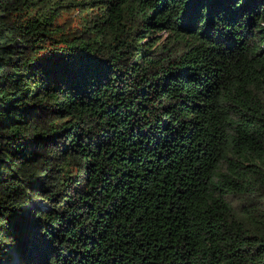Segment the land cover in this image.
I'll return each instance as SVG.
<instances>
[{"label": "trees", "instance_id": "1", "mask_svg": "<svg viewBox=\"0 0 264 264\" xmlns=\"http://www.w3.org/2000/svg\"><path fill=\"white\" fill-rule=\"evenodd\" d=\"M14 261L264 264V0H0Z\"/></svg>", "mask_w": 264, "mask_h": 264}, {"label": "rangeland", "instance_id": "2", "mask_svg": "<svg viewBox=\"0 0 264 264\" xmlns=\"http://www.w3.org/2000/svg\"><path fill=\"white\" fill-rule=\"evenodd\" d=\"M78 1V0H77ZM11 264H15V261L14 262H12Z\"/></svg>", "mask_w": 264, "mask_h": 264}, {"label": "water", "instance_id": "3", "mask_svg": "<svg viewBox=\"0 0 264 264\" xmlns=\"http://www.w3.org/2000/svg\"><path fill=\"white\" fill-rule=\"evenodd\" d=\"M15 261H16V257H15Z\"/></svg>", "mask_w": 264, "mask_h": 264}]
</instances>
